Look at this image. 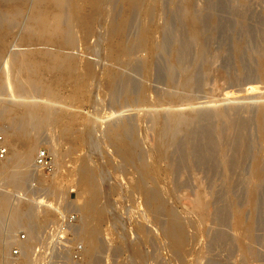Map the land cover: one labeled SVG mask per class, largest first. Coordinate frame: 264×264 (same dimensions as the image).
Returning <instances> with one entry per match:
<instances>
[{
    "label": "rangeland",
    "instance_id": "rangeland-1",
    "mask_svg": "<svg viewBox=\"0 0 264 264\" xmlns=\"http://www.w3.org/2000/svg\"><path fill=\"white\" fill-rule=\"evenodd\" d=\"M4 1L0 0V41L3 43L5 40L6 44L2 48L0 42V109L4 110L1 109L0 113L3 114L0 115V133L5 134L8 130L6 128L10 125L9 128H13L12 124L9 125L11 120L14 121L12 123H16L14 119L18 117L20 111L19 101L52 103L54 114L57 108L62 106V110L65 108L64 110L67 111L63 110V114L67 116L65 114L63 116L62 113L61 115L55 114L57 117L54 115V119L52 115L53 118L50 119L52 122L49 121L45 123L46 125L40 126L41 130L40 127H36L38 130L33 127L37 130L35 132L33 128L31 130L33 137H36L32 139L36 143V152L42 148L49 149L48 152L52 155L54 162H57L55 171L47 182L51 193L47 201L51 206L46 208L47 213L43 211L46 216H40L37 220L33 219L35 224L30 232L23 227L15 226L16 216L10 211L17 205V202L18 206L23 207L29 199L24 200L23 205L19 201H14L11 194L19 191L27 183L30 174L26 172L24 180L16 188L7 187L0 178V183L5 187L3 189L6 192L0 200V203L2 202L0 205L4 206V209L0 206V228L6 224L18 231H26L29 236L31 231L33 233L31 234L35 235L42 227L56 223L59 215L56 209H62L61 212L75 213L78 216L76 240L78 238L77 241L82 243L84 250V240L79 236V230L87 222L81 217L82 214L79 211L84 198L80 194L77 171L79 172L78 168H81L78 166L84 165L85 162V166L87 165L86 167L92 170L100 189L97 202L102 209L99 221H88L89 224L93 223L91 225L96 226L97 224L98 229L95 228L99 231L97 236L100 241V250L96 257L97 262L94 264H264V185L260 183L257 186L262 189L259 187L260 191H257L256 197L260 195L258 196L260 200L256 199L259 204L256 202L254 208L251 207L249 198V189L256 182V160L259 168L257 171L263 179L261 182L264 183V135L263 130H260L261 127L258 126L259 117L264 116V113L260 114L262 110L264 112V72L262 74V69L264 71V0H136L134 7L130 4L127 7L123 0H102L96 8L92 29H89L91 32H85L83 28L84 32L81 30V14L86 11L81 8L82 12H80L78 0H73L74 8H79L77 13L79 15L75 14L77 20L72 21L75 27L71 24L74 38L72 42L74 44H71L74 46L69 45L71 49L67 46L58 47V45L56 47V43H36L33 38L28 39L31 43L28 46L27 39H24L28 34L25 27L27 23H30V16L35 11L31 3L36 0H28L29 3L24 4L25 7L18 0H15L16 3L13 0ZM13 2L21 6L22 10L19 15L14 14L12 6L14 8L16 5ZM28 5L31 6L30 10L27 8ZM70 6L71 4L67 6L68 8L65 7L67 10L64 9V11H70ZM29 11L31 14L28 13ZM189 13L197 15L195 16L196 24L195 22L192 24L189 20ZM124 15L130 19L124 25V30L127 32L122 37L123 43L121 44H124V49L121 47V50L112 54L111 48L116 38L111 37L112 30L110 29L120 25L119 20H122L121 17ZM3 28L5 31L9 30L11 35H6ZM143 33L146 36L145 39L141 36ZM189 37L193 38L192 41ZM194 38L195 41H193ZM142 39L144 44L139 45ZM21 43L27 46H20ZM13 45H17L13 47L14 50L11 48ZM125 47L128 50L132 49L129 51L132 53L121 55ZM38 51L48 55L43 56L47 58L46 62H50L49 55L54 54L69 58L71 56L73 59L71 61L75 71L71 72L72 74L68 77L69 82L55 86L52 84L53 81H50L53 78L51 73L42 74L43 83L52 84L58 92L59 98L55 100L58 101L57 103L46 98L42 91H39L40 88H37L38 92L35 88L32 90L36 91L34 95L25 91L24 96L20 97L17 93L16 82L20 79V73L15 71V66L11 65L10 60L15 55L21 57V55ZM110 54L115 56H110ZM88 63L90 74L89 68H86ZM78 74L85 82L79 80L81 78H78L80 77ZM113 75L116 76V83L113 84L114 89H111L112 85L107 86ZM107 76L111 77L108 79ZM120 78H125L124 83ZM86 80L89 81V85ZM23 88L26 89V86L24 85ZM76 89H79L77 92L80 91L82 94L78 96ZM181 99L183 102L180 101ZM175 113L182 114L184 121L181 123L186 121L184 124L176 125V128L170 122V114ZM117 127H119L118 130L127 128L124 137L127 138L126 140L130 139L131 143H136L137 152L131 161L125 160L122 153L123 156H121L117 149L118 146L114 144L115 140L112 136L109 137V131H117ZM66 128L69 129L67 133H64ZM173 128L180 130L174 131ZM163 129L165 133H162ZM185 129L188 130V135ZM158 130L161 134H158L160 133ZM172 134L174 138L176 137L175 139ZM160 135L164 137L161 138ZM8 140L10 139H5L7 145ZM36 152L32 155V159ZM194 157L198 159L195 160ZM219 168L220 170L217 171ZM150 176L153 178L151 179ZM214 176L216 178H213ZM148 190L161 196L163 202L170 199L167 203H163L165 205H162L160 210H154L155 208L150 207L145 201V192ZM199 195H203L202 198L208 201L209 207L211 206L210 215L207 217L205 214L194 211L190 206ZM30 200H38V198ZM29 204L30 202L27 205ZM32 207L33 204L29 208ZM44 209L45 206H42L41 210ZM236 212L243 216L242 220L243 218V222L246 220L245 224L251 218H255L252 231L254 241L250 242L249 247L250 254L253 255L244 253L245 242L235 228ZM167 214L180 220L176 219L174 222H179L177 224L180 225L187 240L180 249L181 251L176 252L177 254L175 250L173 251L174 246L166 236L170 220ZM41 217H45L43 220L46 221L43 222ZM12 219L15 220L14 224L10 222ZM190 222L192 225H189ZM67 232L72 231L67 228ZM81 257L79 264L86 262L83 253Z\"/></svg>",
    "mask_w": 264,
    "mask_h": 264
},
{
    "label": "bare ground",
    "instance_id": "bare-ground-1",
    "mask_svg": "<svg viewBox=\"0 0 264 264\" xmlns=\"http://www.w3.org/2000/svg\"><path fill=\"white\" fill-rule=\"evenodd\" d=\"M6 1V0H5ZM4 1V2H5ZM15 3L17 2V1H15V0H13ZM19 1V3L21 4V5H26V3L28 2V0H18ZM31 1V0H30ZM70 1H71V3H70ZM72 1L73 0H36L35 2L34 1H32V9H33V7H34V9H35V11H34V13L32 12L33 10L31 9V13H33L30 17V23H27V26L25 27V28H27V30L26 31H28V32H26V33H28L27 34V36H26V34H25V38L24 39H27V44H28V46L29 45H31V43L28 41V39L29 38H33L34 39V41L36 42V43H56L57 45H56V47L58 46V47H62V46H67V47H70L71 46V44H74V43H72L74 40V38H73V29H72V25L71 24H73L72 23V21H74V20H77V18H76V15L75 14H77L78 13V9L79 8H74V6L75 5H73V3H72ZM102 0H78V2L77 3H79L78 5H79V7H80V12H82V10H85L86 12H84V13H80L82 16V21H81V23H82V27H80L81 28V30H82V28H83V30H85V32H91L89 29H92V22H93V20H94V15H95V11H96V8H97V6H98V4L101 2ZM112 1V0H111ZM126 4H127V7H129L128 5L130 4V6L131 7H134L133 5H134V2L136 1V0H123ZM152 1V0H151ZM150 1V2H151ZM248 1V0H247ZM9 2V1H8ZM13 2V3H14ZM33 2H34V4H33ZM137 2V1H136ZM135 2V3H136ZM14 3V4H15ZM18 3V4H19ZM29 3V2H28ZM152 3V2H151ZM1 4H2V2H1ZM8 4V3H7ZM12 4V3H11ZM71 4V8H70V11H67V12H65L66 10H67V8L69 7V5ZM153 4V3H152ZM247 4V3H246ZM16 5V4H15ZM25 5L23 6V7H25ZM30 5V4H29ZM29 5H28V7L27 8H29V10H30V7H29ZM158 5V4H157ZM193 4H191V6H192ZM18 6V7H17ZM68 6V7H67ZM22 7V8H23ZM65 7H67V8H65ZM155 7V6H154ZM81 8H82V10H81ZM147 8V7H146ZM193 8V7H192ZM12 9H13V11H14V14L15 15H19L20 13H21V6L20 5H16L14 8H13V6H12ZM64 9H66L65 11H64ZM133 9V8H132ZM145 9V8H144ZM150 9V8H149ZM152 9V8H151ZM108 10V9H107ZM131 10V9H130ZM112 11V10H111ZM113 12V11H112ZM151 12V11H150ZM189 12V11H188ZM195 12V11H194ZM28 13H30V11L28 12ZM30 13V14H31ZM108 13V12H107ZM131 13V12H130ZM152 13V12H151ZM113 14V13H112ZM194 13H189V20L192 22V24H194V22L196 21L195 20V16H197V15H193ZM77 15H79V14H77ZM150 15V14H149ZM109 16V15H108ZM107 16V17H108ZM112 16H114V15H112ZM151 17V16H150ZM109 18V17H108ZM122 18V20H119V21H121V23H120V25L118 24V26L116 27V28H113V29H110V30H112L111 32V37H113V38H116V42H115V44H114V42H112L114 45L112 46V54H115V53H117L116 51H118V50H121L122 48L121 47H123V45L121 44V43H123V41H122V37H123V35H124V33H127V32H125V30H124V25H125V23L128 21V20H130L128 17H127V15H124L123 17H121ZM199 18V17H198ZM197 18V19H198ZM79 19V18H78ZM151 19V18H150ZM29 20V19H28ZM145 21V20H144ZM148 21V20H147ZM198 21V20H197ZM78 22H80V21H78ZM110 22V21H109ZM114 22V21H113ZM110 23H112V22H110ZM129 24V23H128ZM128 24H126V25H128ZM195 24H196V22H195ZM74 25V27H75V24H73ZM109 25V24H108ZM115 25H117V24H115ZM200 25V24H199ZM106 26V25H105ZM148 26V25H147ZM193 26V25H192ZM197 26V25H196ZM4 28H5V26H3ZM91 27V28H90ZM113 27H115V26H113ZM145 27V26H144ZM153 27V26H152ZM154 27H156V26H154ZM4 28H3V31L5 32V34L6 35H8L9 34V30H7V31H5L4 30ZM24 28V27H23ZM126 28V27H125ZM149 28V27H148ZM162 28V27H161ZM76 29V28H75ZM192 29V28H191ZM24 29H22V31H23ZM82 30V31H83ZM195 30V29H194ZM193 30V31H194ZM202 30V29H201ZM9 31V32H8ZM18 31V30H17ZM127 31V30H126ZM192 31V30H191ZM192 31V32H193ZM200 31V30H199ZM198 31V32H199ZM84 32V31H83ZM141 32V31H140ZM144 32V31H143ZM145 32H147V31H145ZM160 32V31H159ZM195 32V31H194ZM197 32V33H198ZM23 33V32H22ZM142 33V32H141ZM4 34V35H5ZM87 34V33H86ZM85 34V35H86ZM90 34V33H89ZM152 34H154V33H152ZM160 34H162V33H160ZM193 34H195V33H193ZM203 34V33H202ZM9 35H11V34H9ZM16 35V34H15ZM143 35H144V33H143ZM143 35H141L142 37H143V39H145V35L143 36ZM147 35V34H146ZM155 35V34H154ZM159 35V34H158ZM196 35V34H195ZM195 35H193V37L195 36ZM200 35V34H199ZM14 36V35H13ZM17 36V35H16ZM19 36H20V34H19ZM109 36V35H108ZM153 36V35H152ZM162 36V35H161ZM3 37V36H2ZM141 37V38H142ZM149 37V36H148ZM190 38V37H189ZM15 39V38H14ZM17 39V38H16ZM21 39V38H20ZM143 39H142V41H140L139 42V45L141 44V43H143L144 44V41H143ZM191 39V38H190ZM193 39V38H192ZM192 39H191V41H192ZM204 39V38H203ZM0 40H1V38H0ZM3 40V39H2ZM18 40V39H17ZM115 40V39H114ZM150 40H152V39H150ZM196 39L194 38V40L193 41H195ZM22 41V40H21ZM25 41V40H24ZM110 41V40H109ZM113 41V40H112ZM122 41V42H121ZM159 41H161V40H159ZM1 42V41H0ZM4 42H5V40H4ZM3 42V43H4ZM11 42V41H10ZM30 44H29V43ZM147 42V41H146ZM163 42V41H162ZM2 43V42H1ZM0 43V44H1ZM1 44L2 45V48L3 47H5L6 46V44L4 43V44ZM25 43V42H24ZM9 44V43H8ZM22 44V43H21ZM21 44H19L20 46H27V45H21ZM4 45V46H3ZM55 45V44H54ZM70 45V46H69ZM112 45V44H111ZM148 45H149V43H148ZM160 45V44H159ZM17 45H13L11 48L13 49V47H16ZM74 45H72L71 47H73ZM144 46V45H143ZM157 46V45H156ZM156 46H155V49H157L156 48ZM1 47V46H0ZM33 47H34V45H33ZM71 47H70V49H71ZM158 47H160V46H158ZM26 48V47H25ZM153 48V47H152ZM151 48V49H152ZM38 49V48H37ZM123 49H124V47H123ZM154 49V50H155ZM1 50H3V49H1ZM14 50V49H13ZM20 50V49H19ZM28 50H29V48H28ZM39 50H41V49H39ZM126 50H128V48L126 49V47H125V50L124 51H126ZM130 50H132V49H130ZM130 50H128V52H125L124 53V51H122L121 52V55L122 54H124V55H127V53H129V51ZM16 51V50H15ZM27 51V50H26ZM136 51V50H135ZM141 51V50H140ZM159 51H160V49H159ZM13 53H14V51H12ZM47 52V51H46ZM138 52V51H137ZM136 52V53H137ZM143 52V51H142ZM264 52V51H263ZM19 53V52H18ZM17 53V54H18ZM21 53V52H20ZM28 53V52H27ZM132 52H130L129 54H131ZM135 53V54H136ZM151 53V52H150ZM21 54H23V53H21ZM25 54V53H24ZM23 54V55H24ZM43 54H44V52H43ZM42 54V52H40V51H38V52H34V53H30V54H26V55H24V56H22L21 55V57H20V55H18V56H14V57H12L11 58V60H10V63H12L11 65H13V66H15L14 68H15V71L17 72V73H20V75H19V80L16 82V84H17V88H16V90L18 91L17 93H18V95L20 96V97H22V95L24 96V92L26 91V93H28V94H30V93H33V95H34V93L36 92H34V91H32L34 88H35V90H37V88H40L39 89V91L41 90L42 91V93L45 95V97L46 98H48L50 101H55V100H57V97L59 96V95H57L58 94V92L56 91V89H54L53 88V86H52V84H54L55 86H59V85H61V84H63V83H65L66 81H68L69 82V79H68V77L70 76V74H72L71 72H73V71H75L74 69H75V67L72 65V61H71V56H70V58L68 57V56H61V55H56V54H54L53 56L52 55H49V59L48 60H50V62H46L47 61V58L46 57H44L43 58V56H48L47 54H44L43 55ZM112 54H110V56L112 55ZM264 54V53H263ZM119 55V54H118ZM141 55V54H140ZM112 56H115V55H112ZM117 57V56H116ZM120 57V56H119ZM122 57V56H121ZM263 57V56H262ZM133 58V57H132ZM73 60V59H72ZM130 62H132V61H130ZM75 65V64H74ZM87 66H89V67H87ZM86 66V68H89V74H90V65H89V63H88V65ZM92 66V65H91ZM72 67H73V69H72ZM151 69V68H150ZM91 70H92V68H91ZM111 70V69H110ZM86 71V70H85ZM112 71V70H111ZM45 72H47V73H51L52 75H53V78H52V80H50L51 82H52V84L51 85H47V84H44L43 83V78H42V74L43 73H45ZM86 72H88V70L86 71ZM86 72H84V73H86ZM263 69H262V74H263ZM110 73H112V72H110ZM109 73V74H110ZM114 73H115V71H114ZM87 74V73H86ZM79 75V74H78ZM85 75V74H84ZM91 75H92V73H91ZM111 75V74H110ZM115 75V74H114ZM114 75H113V77H111V76H109V77H111L110 78V84H109V86H107V87H111V85H112V87H111V89L113 88L114 89V86H113V84H115L116 82V76L114 77ZM73 76V75H72ZM80 76V75H79ZM86 76V75H85ZM264 76V75H263ZM76 77H78L77 75H76ZM82 76H80V77H78V78H81ZM109 77L107 76V78L109 79ZM74 78V77H73ZM86 78V77H85ZM87 78L88 79H91V77L89 78L88 76H87ZM125 79V78H124ZM124 79H121L120 78V80L123 82V80ZM4 80V79H3ZM6 80V79H5ZM10 80V79H9ZM72 80H74V79H72ZM78 80V79H77ZM77 80H75L76 82H77ZM79 80H82L83 81V78H81V79H79ZM85 80V79H84ZM189 80H191V79H189ZM70 81H71V79H70ZM74 81V82H75ZM82 81H81V83H82ZM194 81V80H193ZM10 82V81H9ZM8 82V83H9ZM74 82H72V84L74 83ZM83 82H85V81H83ZM118 82H119V79H118ZM117 82V83H118ZM189 82V81H188ZM192 82V81H191ZM190 82V83H191ZM11 83H13L12 81H11ZM79 84H80V82H78ZM86 83H88V85H89V81H87L86 80ZM124 83V82H123ZM14 84V83H13ZM15 84V85H16ZM7 85V84H6ZM9 85V84H8ZM14 85V86H15ZM26 86V89H24L23 88V86ZM87 85V86H88ZM129 85V84H128ZM130 85H131V83H130ZM74 86V85H73ZM82 86V85H81ZM81 86H79L80 88H82ZM85 86H86V84H85ZM84 86V87H85ZM23 88V89H22ZM76 88H77V86H76ZM79 88V89H80ZM86 88V87H85ZM127 88V87H126ZM125 88V89H126ZM129 88V87H128ZM132 88H133V86H132ZM75 89V87H73V91H75L74 90ZM78 89V90H79ZM84 89V88H83ZM109 89V88H108ZM111 89H109V90H111ZM124 89V90H125ZM24 90V91H23ZM77 89H76V92L78 91ZM85 90V89H84ZM133 90V89H132ZM145 90V89H144ZM149 90V89H148ZM81 91H82V89H81ZM86 91V90H85ZM117 91V90H116ZM115 91V92H116ZM131 91V90H130ZM165 91H167V90H165ZM16 92V91H15ZM37 92H38V90H37ZM76 92H73V93H75L76 94ZM22 93V94H21ZM41 93V92H40ZM78 93V92H77ZM81 92L79 91V93L77 94L78 96H79V94H80ZM140 93V92H139ZM169 93H170V91H169ZM168 93V94H169ZM82 94V93H81ZM128 94V93H127ZM149 94V93H148ZM167 94V93H166ZM17 95V94H16ZM33 95H31V97H33ZM136 95V94H135ZM137 95H138V93H137ZM18 96V97H19ZM30 96V95H29ZM76 96V95H75ZM111 96V95H110ZM109 96V97H110ZM141 96H143V95H141ZM153 96V95H152ZM154 96H155V94H154ZM168 96H170V95H168ZM173 96H175V95H173ZM115 97V96H114ZM113 97V98H114ZM137 97V96H136ZM171 97H172V94H171ZM183 97V96H182ZM45 98V99H46ZM59 98V97H58ZM108 98V97H107ZM134 97H132V99H133ZM20 99V98H19ZM35 99V98H34ZM130 99H131V97H130ZM152 99V98H151ZM184 99V98H183ZM23 100V99H22ZM48 100V101H49ZM59 100V99H58ZM111 100H112V98H111ZM185 100V99H184ZM19 101V100H18ZM158 101V100H157ZM180 101H182V99L180 100ZM179 101V102H180ZM39 102V101H38ZM45 102V101H44ZM44 102H43V104L41 103H36L35 101H31V102H29V103H27V101L25 102V101H19V104H18V106L20 107V111H19V113H18V117L16 118V119H14L15 120V122L16 123H12V122H14V121H12L11 120V122H9V125L10 124H12L13 125V128H6V129H8L7 131H5V134L3 133V135H5L4 137H5V139L6 138H9L10 140H8V145L7 146H9L8 147V149H9V151H10V153L7 155V157H6V160L3 162H0V178L2 179V181H4V184L7 186V187H13V188H16V187H19L20 186V184L22 183V181L24 180L23 178H25V174H26V172H29V168H31V166H32V163H33V159H32V155L34 154V152H36V143L35 142H33V140H34V138H36V137H33L34 136V134H32V128L33 127H42V126H44L43 124H45L46 122H48L49 123V121H51L50 119H51V117H52V115L54 116L55 114L57 115H61V113L63 114V110L65 109H63L62 110V106L58 109L57 107L59 106V104H58V106L56 107L57 108V111H55V109H54V111L56 112L55 114H54V112H53V105L51 106V104L52 103H46L45 102V104H44ZM58 102V101H57ZM56 101H55V103H57ZM183 102V101H182ZM185 102H186V100H185ZM54 103V104H55ZM138 103V102H137ZM143 104V103H142ZM56 105V104H55ZM55 105H54V107H55ZM149 105V104H148ZM159 105V104H158ZM17 106V108H19ZM260 107V106H259ZM2 109V108H1ZM0 109V110H1ZM149 109H150V107H149ZM166 109V108H165ZM168 109V108H167ZM261 109V108H260ZM259 109V110H260ZM3 110V109H2ZM2 110L0 111V113L2 112ZM19 110V109H18ZM4 111V110H3ZM164 111V110H163ZM176 111H179V110H176ZM64 112H67V111H65L64 110ZM145 112V111H144ZM4 113V112H3ZM153 113V112H152ZM161 113V112H160ZM163 113V112H162ZM167 113H168V111H167ZM179 113H181V112H179ZM179 113H175V114H170L171 116H170V122L171 123H173L172 125H174L175 126V128H176V125L178 126V125H180V123L181 122H183L184 120H182L183 119V117L181 116L182 114H179ZM262 113H264L263 112V110H262V112H260V114L262 115ZM65 114V113H64ZM64 114H63V116H64ZM149 114H150V112H149ZM220 114V113H219ZM0 115H3V114H0ZM55 115V116H56ZM66 115V114H65ZM168 115V114H167ZM55 116H54V119H55ZM67 116V115H66ZM144 116V115H143ZM169 116V115H168ZM184 116V115H183ZM226 116V115H225ZM225 116H221L222 118H224ZM57 117V116H56ZM227 117V116H226ZM12 118V117H11ZM53 118V117H52ZM157 118V117H156ZM164 118V117H163ZM220 118V117H219ZM230 118V117H229ZM18 119V120H17ZM158 119V118H157ZM165 119H166V117H165ZM168 119V118H167ZM17 120V121H16ZM169 120V119H168ZM223 120V119H222ZM225 120V119H224ZM227 120V119H226ZM155 121V120H154ZM234 121V120H233ZM52 122V121H51ZM163 122V121H162ZM186 122V121H185ZM184 122V123H185ZM226 122V121H225ZM169 123V122H168ZM171 123H169V124H171ZM184 123H181V124H184ZM47 124V123H46ZM45 124V125H46ZM54 124V123H53ZM57 124V123H56ZM164 124H166V122H164ZM228 124V123H227ZM258 126H260L261 128H260V130H263V135H264V129H263V125H264V116L262 115L261 117H259V121H258ZM162 125H163V123H162ZM161 125V126H162ZM229 125V124H228ZM227 125V126H228ZM54 126V125H53ZM129 126V125H128ZM185 126V125H184ZM183 126V127H184ZM187 126H188V124H187ZM187 126H185V127H187ZM41 127H40V130H41ZM113 127V126H112ZM124 127V126H123ZM166 127V126H165ZM169 127V126H168ZM231 127H232V125H231ZM118 128L119 127H117V131H109V137L110 136H112V138L115 140V142H114V144L116 143V145L118 146L117 147V149L119 150V153L121 154H123L124 156H125V160H133L134 158V156H135V152H137L136 151V143L134 142H132L131 143V141H130V139L129 140H126L127 138H125L124 137V135H126V133L127 132H125V131H127V128H126V130H124V129H122L121 128V130H118ZM149 128V127H148ZM155 128V127H154ZM161 128H163V127H161ZM170 128H172V127H170ZM175 128H173V130L175 131L176 129ZM224 128H226V127H224ZM10 129V130H9ZM37 129V128H36ZM36 129H34L33 128V130H34V132H35V130ZM44 129V128H43ZM46 129V128H45ZM68 129L69 128H66L65 130H64V133H67V131H68ZM112 129V128H111ZM166 129V128H165ZM184 129V128H183ZM192 129V128H191ZM223 128H221V130H222ZM229 129V128H228ZM38 130V129H37ZM36 130V131H37ZM116 130V129H115ZM154 130H156V129H154ZM161 130V129H160ZM160 130H158L159 132H160ZM168 130V129H167ZM172 130V129H171ZM177 130H180V129H177ZM176 130V131H177ZM186 130V129H185ZM184 130V131H185ZM157 131V132H158ZM164 131V132H163ZM187 131L188 130H186V133H187ZM189 131H191L190 129H189ZM214 131V130H213ZM2 132V131H1ZM153 132H155V131H153ZM167 132V131H166ZM173 132V131H172ZM171 132V133H172ZM178 132H180V131H178ZM191 132H193V131H191ZM215 132H216V129H215ZM227 132H230V133H232L231 131H227ZM235 132V131H234ZM162 133H165V130L163 129L162 130ZM168 133V132H167ZM186 133H185V135H186ZM1 134V133H0ZM157 134V133H156ZM158 134H161V132L160 133H158ZM157 134V135H158ZM174 134V133H173ZM172 134V135H173ZM175 134H177V132L175 133ZM204 134H206V133H204ZM140 135V134H139ZM164 135V134H163ZM161 136V138L162 137H164V136ZM170 135V134H169ZM178 135H179V133H178ZM187 135H188V133H187ZM186 135V136H187ZM190 135V134H189ZM196 135H197V133H196ZM201 135V134H200ZM65 136V135H64ZM142 136V135H141ZM167 136V135H166ZM185 136V137H186ZM207 136V135H206ZM230 136V135H229ZM234 136V135H233ZM127 137V136H126ZM132 137V136H131ZM172 137V136H171ZM170 137V138H171ZM192 137H194V136H192ZM198 136H196V138H197ZM211 137V136H210ZM235 137V136H234ZM237 137V136H236ZM62 138V137H61ZM135 138V137H134ZM138 138V137H137ZM170 138H169V140H170ZM173 138H174V135H173ZM176 138V137H175ZM174 138V139H175ZM200 138V137H199ZM204 138V137H203ZM207 138V137H206ZM209 138V137H208ZM227 138H229V137H227ZM33 139V140H32ZM132 139V138H131ZM222 139V138H221ZM234 139V138H233ZM264 139V138H263ZM262 139V140H263ZM160 140V139H159ZM166 140V139H165ZM187 140V139H186ZM192 140V139H191ZM35 141H36V139H35ZM158 141V140H157ZM162 141V140H161ZM160 141V142H161ZM189 141V140H188ZM219 141H220V139H219ZM261 141V140H260ZM6 142V144H7V141H5ZM159 142V141H158ZM163 142H164V140H163ZM184 142H186L185 140H184ZM198 142V141H197ZM264 142V141H263ZM49 143V142H48ZM172 143H174L173 141H172ZM176 143V142H175ZM191 143H194V142H191ZM242 143V142H241ZM62 144V143H61ZM158 144H161V143H158ZM262 144V143H261ZM162 145V144H161ZM164 145V144H163ZM175 145H177V144H175ZM188 145H190V144H188ZM188 145H187V147H188ZM195 145V144H194ZM194 145L192 146V147H194ZM54 146V145H53ZM154 146V145H153ZM156 146V145H155ZM197 146V145H196ZM199 146V145H198ZM197 146V147H198ZM55 147V146H54ZM140 147V146H139ZM174 147V146H173ZM172 147V148H173ZM201 147V146H200ZM50 148V147H49ZM58 148V147H57ZM156 148H158V147H156ZM162 148V147H161ZM171 148V147H170ZM190 148H191V146H190ZM190 148H189V150H190ZM159 149V148H158ZM197 149V148H196ZM201 149V148H200ZM222 149V148H221ZM225 149V148H224ZM49 150V149H48ZM56 150V149H55ZM188 150V151H189ZM195 150V149H194ZM216 150V149H215ZM223 150V149H222ZM228 150V149H227ZM52 151H54V150H52ZM61 151V150H60ZM159 151V150H158ZM164 151V150H163ZM196 151V150H195ZM200 151V150H199ZM203 151V150H202ZM205 151V150H204ZM207 151V150H206ZM214 151V150H213ZM182 152V151H181ZM194 152V151H193ZM208 152V151H207ZM220 152V151H219ZM161 153V152H160ZM159 153V154H160ZM185 153V152H184ZM216 153V152H215ZM222 153V152H221ZM117 154V153H116ZM121 154V156H123ZM153 154H155V153H153ZM164 154V153H163ZM191 154V153H190ZM194 154V153H193ZM207 155H209V154H207ZM241 155V154H240ZM157 156V155H156ZM160 156H162V155H160ZM159 156V157H160ZM163 156H165V155H163ZM183 156V155H182ZM197 156V155H196ZM202 156V155H201ZM235 156V155H234ZM149 157V156H148ZM158 157V156H157ZM187 157V156H186ZM238 157V156H237ZM138 158V157H137ZM165 158V157H164ZM199 158H201V157H199ZM203 158V157H202ZM205 158V157H204ZM123 159H124V157H123ZM152 159V158H151ZM158 159V158H157ZM156 159V160H157ZM160 159H162V158H160ZM194 159H195V157H194ZM196 159H198V158H196ZM195 159V160H196ZM220 159V158H219ZM226 159V158H225ZM234 159V158H233ZM243 159H246V158H243ZM262 159V158H261ZM153 160V159H152ZM154 160H155V158H154ZM163 160V159H162ZM183 160V159H182ZM194 160V161H195ZM200 160V159H199ZM205 160V159H204ZM218 160V159H217ZM56 161H58V160H56ZM140 161V160H139ZM185 161V160H184ZM187 161V160H186ZM198 161V160H197ZM200 161H202V160H200ZM199 161V162H200ZM207 161V160H206ZM222 161V160H221ZM224 161V160H223ZM231 161V160H230ZM243 161V160H242ZM262 161V160H261ZM147 162V161H146ZM145 162V163H146ZM154 162V161H153ZM209 162H210V160H209ZM232 162V161H231ZM246 162V161H245ZM256 163V182L254 183V185L253 186H251L250 187V189H249V194H250V205H251V207L252 208H254L255 207V205H256V199L258 198V196H260V195H257V197H256V194H257V191H260V189H259V187H257L258 185H260V183L261 184H263L264 185V183H262L261 181H263V179L261 178V175H260V173H258V171H257V168H258V161L256 160L255 161ZM55 163H57V162H55ZM63 163V162H62ZM127 163V162H126ZM125 163V164H126ZM138 163H140V162H138ZM151 163V162H150ZM184 163V162H183ZM190 163V162H189ZM192 163V162H191ZM222 163V162H221ZM225 163V162H224ZM233 163H235V162H233ZM238 163H240V162H238ZM237 163V164H238ZM201 164V163H200ZM223 164V163H222ZM242 164H244V163H242ZM254 164V165H255ZM82 165V164H81ZM79 165L78 167H81V168H78V169H80L79 170V172L77 171V173H79V175L77 176V179L79 178V180H77V181H79L78 183H79V185H80V187L79 188H81V192H80V194H81V196L84 198H82L84 201V203H83V205L82 206H79V208H80V210L79 211H81V214H82V216L81 217H83L86 221L85 222H87L88 223V221L89 220H91V222L94 220V221H99L100 220V218H101V215H102V209H100V207L98 206V203L99 202H97V200H98V196H100L99 195V188H98V185H97V182H96V180H95V176H93V174H92V170H90L88 167H86L85 166V162H84V165ZM206 165V164H205ZM204 165V166H205ZM229 165V164H228ZM228 165L226 166V167H228ZM165 166H167V165H165ZM173 166V165H172ZM203 166V167H204ZM207 166V165H206ZM205 166V167H206ZM224 166V165H223ZM233 166V165H232ZM234 166H236V165H234ZM239 166V165H238ZM242 166V165H241ZM125 167H128V166H125ZM133 167H135V166H133ZM137 167V166H136ZM156 167H158V166H156ZM155 167V168H156ZM209 167V166H208ZM255 167V166H254ZM145 168V167H144ZM177 168V167H176ZM225 168V167H224ZM224 168H223V170H224ZM230 168V167H229ZM233 168H235V167H233ZM232 168V169H233ZM237 168V167H236ZM238 168H240V167H238ZM134 169V168H133ZM209 169H210V167H209ZM255 169V168H254ZM259 169V168H258ZM150 170V169H149ZM157 170V169H156ZM155 170V171H156ZM170 170V169H169ZM172 170V169H171ZM174 171H175V169H173ZM177 170V169H176ZM220 170V168L217 170V171H219ZM226 170V169H225ZM132 171V170H131ZM134 171V170H133ZM141 171V170H140ZM164 171V170H163ZM210 171V170H209ZM228 171V170H227ZM230 171H232V170H230ZM229 171V172H230ZM260 171V170H259ZM151 172V171H150ZM173 172V171H172ZM212 172V171H211ZM255 172V171H254ZM261 172V171H260ZM77 173H75V174H77ZM146 173H148V172H146ZM152 173H154L153 172V170H152ZM156 173V172H155ZM29 174V173H28ZM139 174V173H138ZM145 174V173H144ZM160 174V173H159ZM212 174H214V173H212ZM216 174H217V172H216ZM25 175V176H24ZM161 175H163V173L161 174ZM175 175V174H174ZM229 175H231V173L229 174ZM253 175V174H252ZM147 176H148V174H147ZM211 176H213V175H211ZM220 176V175H219ZM251 176V175H250ZM145 177V176H144ZM164 177V176H163ZM252 177V176H251ZM254 177V176H253ZM150 178H151V176H150ZM153 178V177H152ZM151 178V179H152ZM165 178V177H164ZM213 178H216L215 176L213 177ZM220 178V177H219ZM226 178H229V177H226ZM241 178V177H240ZM239 178V179H240ZM147 179V178H146ZM172 179V178H171ZM231 179H232V177H231ZM141 180V179H140ZM142 180H144V178L142 179ZM160 180V179H159ZM174 180V179H173ZM172 180V181H173ZM250 179H248V181H249ZM161 181V180H160ZM224 181V180H223ZM234 180H232V182H233ZM239 181V180H238ZM159 182V181H158ZM162 182V181H161ZM167 182V181H166ZM250 182V181H249ZM77 183V182H76ZM77 183V184H78ZM144 183H145V181H144ZM174 183V182H173ZM235 183V182H234ZM76 184V186L78 187V185ZM232 184V183H231ZM250 184V183H249ZM256 184V185H255ZM235 185V184H234ZM252 185V184H251ZM49 186V185H48ZM51 186V185H50ZM164 186V185H163ZM175 187V186H174ZM60 188V187H59ZM166 188V187H165ZM164 188V189H165ZM261 188V187H260ZM54 189V188H53ZM233 189V188H232ZM262 189V188H261ZM136 190V189H135ZM134 190V191H135ZM143 189H141V191H142ZM54 191V190H53ZM52 191V192H53ZM62 191V190H61ZM80 191V190H79ZM145 191V190H144ZM144 191H143V193H144ZM262 191V190H261ZM165 192H167V191H165ZM171 192V191H170ZM230 192H231V190H230ZM54 193V192H53ZM52 193V194H53ZM55 193H57V192H55ZM146 193V196H145V198H146V202L149 204V206L151 207H153V208H155L154 210H160L161 209V207H162V205H163V203L165 202V200H164V202L162 201L163 199H161L157 194H155V192H151V191H147V192H145ZM144 193V194H145ZM158 193V192H157ZM260 193V192H259ZM261 194V193H260ZM78 195H79V193H78ZM160 195V194H159ZM173 194H171V196H172ZM66 196V195H65ZM80 196V195H79ZM203 196V195H202ZM202 196H198L195 200H193V202L191 203V205L190 206H192V208H193V210L194 211H196V212H198V213H201V214H205L206 215V217L207 216H209L210 215V207H209V204H208V201H206L205 199H203L202 198ZM169 197V196H168ZM170 199V198H169ZM168 199V200H169ZM259 199V198H258ZM167 200V201H168ZM172 200H174L173 198H172ZM260 200V199H259ZM30 202V204H29V206L27 205L28 204V202ZM27 201H25V202H27V204L26 205H24L25 203L24 202H21V204H23L24 206L23 207H27V208H23V207H21V205H19L18 206V202H17V205H15V207L13 208V210L12 211H10V213L12 212L13 213V215L14 216H16V218H14L15 220H16V222H15V226H19V227H23L27 232H30V230H33V229H31L33 226H34V224H35V222H34V220H37L40 216H46L45 214L47 213L45 210H46V208H49L51 205L50 204H45V205H42L41 204V202L40 201H38V200H27ZM69 202H70V200H68ZM67 201V202H68ZM144 201V200H143ZM167 201L165 202V203H167ZM20 202V201H19ZM260 202V201H259ZM71 203V202H70ZM101 203V202H100ZM145 203V202H144ZM258 203V202H257ZM0 204H2V202L0 203ZM33 204V207L32 208H29L30 207V205H32ZM60 204V203H59ZM58 204V205H59ZM69 204V203H68ZM147 204V205H148ZM238 204H239V202H238ZM259 204V203H258ZM13 205V206H14ZM99 205H101V204H99ZM165 205V204H164ZM163 205V206H164ZM1 207H2V205H0ZM17 206V207H16ZM42 206H45V209L44 210H41L42 209ZM78 206H77V208H78ZM239 206V205H238ZM0 207V208H1ZM74 208V207H73ZM72 208V209H73ZM78 208V209H79ZM235 208H236V206H235ZM2 209H4V206L2 207ZM58 209V208H57ZM11 210V209H10ZM48 210V209H47ZM50 210V209H49ZM154 210H152V211H154ZM235 210V209H234ZM0 211H1V209H0ZM43 211H45V212H43ZM168 211V210H167ZM170 211H171V209H170ZM192 210H190V212H191ZM157 212H159V211H157ZM156 212V213H157ZM190 212H189V214H190ZM239 212H240V210H239ZM239 212H236L237 213V216H236V220H234L235 221V228L239 231V235H240V237L243 239V241L245 242V246H244V253L246 254V255H249L250 254V242L251 243H253L252 241H254V240H252V231H253V228H254V222H255V218L253 217V219L251 218V220L249 221V220H247V221H249V222H247V224H245L244 222L246 221H244L243 222V220H244V218H243V220H242V217L243 216H241V214L239 213ZM155 213V212H154ZM155 213V214H156ZM161 213V212H160ZM168 213V212H167ZM170 213V212H169ZM42 214V215H41ZM44 214V215H43ZM194 214V213H193ZM256 214V213H255ZM168 216L170 215V214H167ZM215 215V214H214ZM245 215V214H244ZM178 216V215H177ZM41 217V218H42ZM170 217V220L168 221V226H167V231H166V236L169 238V241H170V243L174 246V249H173V251L175 250V253L179 250V252L181 251L180 249L181 248H183V244H184V242L185 241H187L186 239H185V235H184V232L182 231V229H181V227H180V225L179 224H177V223H179V222H174V220H176V219H178V218H176L175 217V219L172 217V215L171 216H169ZM198 217H200V216H198ZM255 217H256V215H255ZM10 218H11V215H10ZM45 218V217H44ZM44 218H42V220L44 219ZM47 218V217H46ZM201 218V217H200ZM211 218V217H210ZM209 218V219H210ZM246 218V217H245ZM34 219V220H33ZM208 219V218H207ZM9 220V219H8ZM14 220V221H15ZM32 220H33V222H32ZM40 220V219H39ZM83 220V219H82ZM179 220V219H178ZM197 220V219H196ZM199 220V219H198ZM14 221H13V219H12V221L10 220V222H12L11 224H14ZM44 221H46V220H43V222ZM80 221H81V219H80ZM84 221V220H83ZM93 221V222H94ZM180 221V220H179ZM183 221V220H182ZM202 221V220H201ZM206 221V220H205ZM82 222V221H81ZM80 222V223H81ZM90 222V221H89ZM42 223V222H41ZM84 223V222H83ZM85 224L84 225V227H80V229L81 230H79V236H81L82 238V240H84V245H85V248H84V250H83V255H85V259H86V262H83V264H94L95 262H97V254H98V252H99V250H100V244H99V240H98V236H97V232H99V231H97L96 230V226H97V224H96V226L95 225H91V224H93V223H88V224ZM183 223H185V222H183ZM10 224V223H9ZM182 224V223H181ZM191 224V222L189 223V225ZM199 224V223H198ZM43 225V224H42ZM83 225V224H82ZM81 225V226H82ZM98 225H99V223H98ZM192 225V224H191ZM196 225V224H195ZM8 226V225H7ZM17 226V227H18ZM39 226V225H38ZM182 226V225H181ZM193 226H194V224H193ZM96 227V228H95ZM187 227V226H186ZM191 227V226H190ZM199 228V227H198ZM98 229V228H97ZM191 229V228H190ZM193 229H195V227L193 228ZM141 230V229H140ZM78 232V231H77ZM144 232V231H143ZM236 232V231H235ZM31 233H32V231H31ZM31 233H29L30 234V236L33 234H31ZM254 233V232H253ZM144 234V233H143ZM146 234V233H145ZM196 233H194V235H195ZM237 234V233H236ZM255 235V234H254ZM29 236V235H28ZM29 236V237H30ZM190 236V235H189ZM77 237H78V233H77ZM194 237V236H193ZM187 238V237H186ZM147 239V238H146ZM194 239H195V237H194ZM256 239V238H255ZM81 241V240H80ZM191 241V240H190ZM199 241V240H198ZM192 242H193V240H192ZM187 243V242H186ZM244 244V243H243ZM189 245H190V243H189ZM104 246V245H103ZM185 246V245H184ZM24 247L25 246H23V250H24ZM195 247V246H194ZM199 247V246H198ZM252 247V246H251ZM25 248H27V247H25ZM185 248H187V247H185ZM192 248V247H191ZM104 249V248H103ZM113 249V248H112ZM26 250V249H25ZM192 250V249H191ZM2 251V245H1V243H0V252ZM185 251V250H184ZM179 252H178V254H179ZM251 252H253V251H251ZM177 254V253H176ZM181 254V253H180ZM179 254V255H180ZM255 254V253H254ZM257 254V253H256ZM174 255V254H173ZM182 255V254H181ZM250 255H253V254H250ZM183 256V255H182ZM84 257V256H83ZM184 257V256H183ZM185 258H187V257H185ZM190 258V257H189ZM252 258H254V257H252ZM84 259V258H83ZM176 259V258H175ZM82 261H84V260H82ZM106 261V260H105ZM178 261V260H177ZM180 262V261H179ZM104 263V262H103ZM106 263V262H105ZM194 263V262H193ZM0 264H3L2 263V261H0Z\"/></svg>",
    "mask_w": 264,
    "mask_h": 264
},
{
    "label": "built area",
    "instance_id": "built-area-1",
    "mask_svg": "<svg viewBox=\"0 0 264 264\" xmlns=\"http://www.w3.org/2000/svg\"><path fill=\"white\" fill-rule=\"evenodd\" d=\"M8 153V146L0 134V162L6 160ZM54 171L55 162L52 155L45 148L39 149L29 169L27 183L11 194L12 199L23 202L38 198L42 205L48 203L51 193L47 182ZM3 188L5 189L0 183V200L6 195ZM61 210L56 209L59 214L56 223L42 227L31 237L26 231H18L6 224L2 226L0 261L3 264H79L83 253L82 243L77 241L78 238L76 240L79 218L75 213L67 214ZM67 228L72 232L68 233ZM24 244L26 250H23Z\"/></svg>",
    "mask_w": 264,
    "mask_h": 264
}]
</instances>
